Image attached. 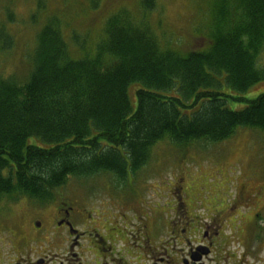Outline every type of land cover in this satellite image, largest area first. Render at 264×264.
Wrapping results in <instances>:
<instances>
[{"label": "trees", "instance_id": "trees-1", "mask_svg": "<svg viewBox=\"0 0 264 264\" xmlns=\"http://www.w3.org/2000/svg\"><path fill=\"white\" fill-rule=\"evenodd\" d=\"M212 3L211 44L188 55L164 50L122 11L93 53L76 56L57 16H43L28 74L0 76V210L55 205L72 180L110 175L130 185L161 144L214 145L241 129L264 136V91L242 96L264 82V0ZM143 4L151 10L154 0ZM5 21L0 53L14 46L11 10ZM239 100L246 106L232 109Z\"/></svg>", "mask_w": 264, "mask_h": 264}, {"label": "rangeland", "instance_id": "rangeland-1", "mask_svg": "<svg viewBox=\"0 0 264 264\" xmlns=\"http://www.w3.org/2000/svg\"><path fill=\"white\" fill-rule=\"evenodd\" d=\"M143 1L0 0V23H6L10 10L16 18L13 28L9 27L14 46L0 53V76L25 77L28 74L31 65L28 61L33 55L43 16H57L76 56L93 53L104 38L108 20L122 11H128L150 27L164 50L188 55L205 50L211 44L213 0H154L151 10L144 8ZM38 6L45 9L42 14V9L39 11L40 24L38 19L36 23L31 20ZM138 88L139 85H133L130 89L134 109ZM263 91L264 82H260L242 96L252 99ZM245 106L241 100L230 104L237 110ZM111 181L110 175L72 180L61 191L55 205L6 204L5 217L12 223L13 217H22L24 222L36 218L56 232L61 221L53 218L54 210L58 206L56 212L66 214L74 207L85 216L84 219L77 216L80 230L90 227V231L98 229L107 239L115 234L119 236L117 240L127 243L131 239L134 244L151 243L153 250L164 255L167 249L163 246L172 247L168 244L173 240L172 227L184 228L185 210L191 215L198 214L211 226L214 222H223L229 235L237 228H241V236L244 232L247 234L249 225L245 223L253 222V230L247 232L256 233L258 244H264V136L259 132L241 129L224 142L181 150L161 144L155 148L151 162L137 176L131 177L129 186H116V182ZM92 216L96 218V225L89 220ZM155 230L163 232L157 240L153 237ZM2 231L0 225V244H7L3 242L7 241V234ZM50 237L57 244L65 240L55 235ZM175 251L171 252L173 259Z\"/></svg>", "mask_w": 264, "mask_h": 264}, {"label": "flooded vegetation", "instance_id": "flooded-vegetation-1", "mask_svg": "<svg viewBox=\"0 0 264 264\" xmlns=\"http://www.w3.org/2000/svg\"><path fill=\"white\" fill-rule=\"evenodd\" d=\"M24 203L21 201L19 205ZM57 210L58 206L52 214L53 218L61 221L57 224L56 232L36 218L24 222L22 217H13L12 223L5 217L4 208L0 210L2 232L7 234V241H3L7 244H0V264H264V244H258L256 233L247 232L254 228L251 223H245L249 225L247 234L244 232L241 236V228H237L229 235L223 222H214V226H211L198 214L191 215L184 210V215L187 214L184 228L172 227L173 240L172 244L168 243L172 247L168 249L164 245L167 251L159 255L151 243L134 244L133 239L127 243L117 240L119 236L115 234L107 239L98 229L90 231V227L80 230L76 224L80 220L77 216L82 219L85 216L74 207H70L66 214ZM1 218L6 219L3 221ZM91 218L90 222L96 225V218ZM82 225L83 221L79 223L80 227ZM153 233L155 240L163 235L158 230ZM51 235L65 240L57 244ZM46 238L50 240L46 241ZM173 251L176 253L174 259L171 255Z\"/></svg>", "mask_w": 264, "mask_h": 264}]
</instances>
